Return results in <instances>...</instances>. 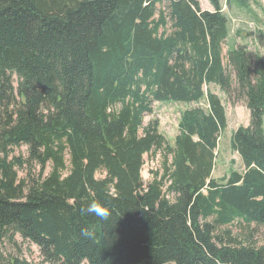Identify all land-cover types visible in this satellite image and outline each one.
<instances>
[{
	"label": "trees",
	"instance_id": "trees-1",
	"mask_svg": "<svg viewBox=\"0 0 264 264\" xmlns=\"http://www.w3.org/2000/svg\"><path fill=\"white\" fill-rule=\"evenodd\" d=\"M209 2L0 0V242L41 257L3 264H264V57L224 49L228 18ZM211 84L249 110L230 138L244 169L221 179L227 117ZM202 99L173 145L158 119L144 124L154 102ZM94 201L108 219L82 211Z\"/></svg>",
	"mask_w": 264,
	"mask_h": 264
},
{
	"label": "rangeland",
	"instance_id": "rangeland-1",
	"mask_svg": "<svg viewBox=\"0 0 264 264\" xmlns=\"http://www.w3.org/2000/svg\"><path fill=\"white\" fill-rule=\"evenodd\" d=\"M198 1L203 10H213V6L209 0ZM220 2L229 22V38L226 41L224 49H227V47H230L231 43L234 44V42L237 41L264 57V0H245L246 6L242 8L236 4L235 0L229 1L231 3L230 6L228 5V0H220ZM13 78L14 85L16 86V76ZM209 90L219 94L225 107L227 117L226 129L223 131L215 149L216 157L211 172L213 178L221 179L227 176L231 168L238 172H242L244 169L239 154L231 149L230 138L232 131L236 127L248 124L249 110L245 104L241 102L231 104L218 87L211 84L209 85ZM205 103V99L197 103L172 101L154 102L152 106L153 112L149 115H145L144 124L152 119H158L159 131L167 138L169 143L173 145L174 138L178 134V120L181 112L194 106H206ZM13 154L26 157V146L15 148ZM67 158L68 156H66V159ZM168 159L170 160V157H168ZM162 163L163 153L161 151L144 156V165L141 172L144 183L152 179V172L162 170ZM50 168L51 165L49 164L46 168V173L49 172ZM24 174L23 171H19L20 177L24 176ZM97 176L101 177L103 174L99 173ZM16 239V245L6 240L0 242V264H3L8 255L13 254H20L23 258L33 263L41 262L39 250L35 245L22 242L19 237Z\"/></svg>",
	"mask_w": 264,
	"mask_h": 264
},
{
	"label": "clouds",
	"instance_id": "clouds-1",
	"mask_svg": "<svg viewBox=\"0 0 264 264\" xmlns=\"http://www.w3.org/2000/svg\"><path fill=\"white\" fill-rule=\"evenodd\" d=\"M82 211H84L87 214H93L102 220H106L110 216V211L107 208V206H104L99 202H95V201L91 202L85 209H82ZM81 235L84 238H92L93 231L90 229H84L82 230Z\"/></svg>",
	"mask_w": 264,
	"mask_h": 264
},
{
	"label": "crops",
	"instance_id": "crops-1",
	"mask_svg": "<svg viewBox=\"0 0 264 264\" xmlns=\"http://www.w3.org/2000/svg\"><path fill=\"white\" fill-rule=\"evenodd\" d=\"M231 44H232V43H231ZM234 44H235V45H243L242 43H239V42H237V41L234 42ZM214 86H215V85H214ZM215 93H217V92H215ZM217 94H218V93H217ZM218 95H219V94H218Z\"/></svg>",
	"mask_w": 264,
	"mask_h": 264
}]
</instances>
